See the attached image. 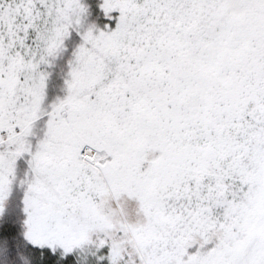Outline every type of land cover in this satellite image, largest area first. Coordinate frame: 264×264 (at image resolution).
<instances>
[{
    "label": "snow or ice",
    "instance_id": "snow-or-ice-1",
    "mask_svg": "<svg viewBox=\"0 0 264 264\" xmlns=\"http://www.w3.org/2000/svg\"><path fill=\"white\" fill-rule=\"evenodd\" d=\"M0 264H264V0H0Z\"/></svg>",
    "mask_w": 264,
    "mask_h": 264
}]
</instances>
